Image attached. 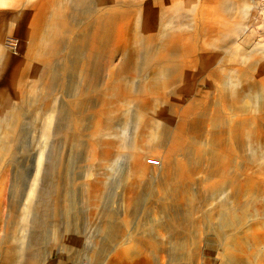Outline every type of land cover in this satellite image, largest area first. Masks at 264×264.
Returning a JSON list of instances; mask_svg holds the SVG:
<instances>
[{
  "label": "rangeland",
  "instance_id": "obj_1",
  "mask_svg": "<svg viewBox=\"0 0 264 264\" xmlns=\"http://www.w3.org/2000/svg\"><path fill=\"white\" fill-rule=\"evenodd\" d=\"M227 1L225 8L223 0H0V120H9L16 108L19 112L12 121L11 154L0 165V255L15 244L2 239L9 190L16 198L26 191L39 154H60L68 133L80 140L84 160L73 170L74 206L57 223L38 224L41 264L60 257L47 232L56 227L73 232L70 241L61 242L71 252L65 264H98L103 235L94 252L87 240L99 223L97 204L106 195L114 197L110 207L119 216L120 237L100 264H264V0ZM60 2L69 8L61 21L53 14ZM158 28L165 32L162 46L151 39L159 37ZM90 32L104 34L97 40L105 44L96 48L99 69L91 70L93 95L101 104L73 111L71 88L80 79L70 73L67 51ZM147 35L150 42L144 41ZM57 64L66 86L49 95L45 106L54 96L63 100L87 128L81 132L61 124L45 138L39 130L44 116L37 117L26 103L35 95L30 92L35 71ZM168 64L178 77L162 75ZM20 79L23 98L14 89ZM129 108L137 115L130 148L122 141ZM3 131L0 122V135ZM115 160L127 175L108 190ZM224 160L226 170L219 173ZM176 179L188 185L189 195L202 196L168 204L165 191ZM46 187L36 183L34 188L45 193ZM220 203L245 209L242 220L224 232L212 225V210ZM47 206L39 218L50 211ZM184 233L185 248L172 255V242ZM249 234L253 238L244 243Z\"/></svg>",
  "mask_w": 264,
  "mask_h": 264
},
{
  "label": "bare ground",
  "instance_id": "obj_2",
  "mask_svg": "<svg viewBox=\"0 0 264 264\" xmlns=\"http://www.w3.org/2000/svg\"><path fill=\"white\" fill-rule=\"evenodd\" d=\"M84 1L85 0H76L77 3H83ZM223 6L225 8L229 6L227 0H223ZM66 7L68 8V6L63 5L62 2L54 6L53 14H55V16L59 21L63 20V18L66 17V11H67ZM158 29H159L158 32L159 37L151 38L150 35L149 36L147 35L143 37L144 41L150 42V38H151L152 40H156L159 46H162V44L165 43V39H164L165 32L163 33L161 32L160 28ZM48 38L50 39L51 36H49ZM100 38L103 39L104 34L91 33L90 35L87 36H81L79 37V39L77 38V40L74 43L70 44L69 49L67 51V56L71 57V61H72L71 62L72 68L70 69V73L76 74V76H78L80 79L71 88L72 97L69 99V106L72 108L71 110L73 111H77V109L79 108L80 109L85 108L86 110V108L88 107L93 108L98 103L101 104V100L98 99V96L93 95V93L96 92L97 89H95L93 86L94 80L91 76L92 69L94 70L97 68L99 69V66L97 65L98 66L97 67L95 63V60H97V58L98 59L100 58V55L98 54L96 48L100 46L103 47L105 45L104 43L99 44L97 42V40L98 39L100 40ZM147 49L149 50V46H147L145 50ZM150 56L152 58V54L148 55L147 58L149 59ZM108 57L111 58V53H108ZM59 66L60 64L51 67L52 70L41 69L39 71L37 70L35 71V74L33 76L36 78V84H34L30 90V92L35 93V95L33 94L31 99L32 101L29 102L27 101L26 103V106L30 109V111L35 110V114L37 117L39 115L44 116L43 120L41 119L42 121L39 125V130L41 132V136L45 138L50 137L55 133H57L58 130H60L61 128L60 127L61 124L63 126L65 125L68 126V128L70 126L73 127L75 126V129L81 132L85 131L87 128L86 122H82L80 118L74 119L73 116L70 115L72 112H70V110H68V108L65 107V105L62 103L63 100L62 101L60 100L61 101L60 102L54 96L51 105L45 106L46 98L49 95H53L57 91L61 90L66 83L65 81L63 82L62 80L63 77L60 74L61 72ZM26 71H28V69H26ZM160 71L164 77L179 76L177 68H175V66H173L172 64L163 66L162 70ZM165 83H166L165 80L159 82V88H161V90L164 89V86L166 85ZM22 84H23V80L20 79L19 83L14 88L15 94L19 98L25 97L24 95L26 90L23 88ZM178 88L180 89V87ZM97 94H99V92H97ZM133 102L135 103V101ZM17 110L18 108H16V111H11L9 113V115L6 117L9 118V120L7 119L0 120L1 123L3 122V124H5V131H3L2 132L3 134L0 135V165L4 164L5 157L11 154V149H12L11 140L15 128L12 121H14L19 116V112H17ZM122 113H124V111ZM124 117L128 121H130V124H128L125 128L122 141L126 143L124 144L125 147L130 148L134 138V130H135L134 126L133 128H131V123L137 120V115L134 113V111L131 108H129L124 113ZM179 136L180 134L179 135L175 134L173 138L180 139ZM63 138H64L63 141L64 143L62 144L63 151H60L61 152L60 154L51 155V153L48 154V152L44 153V155L42 153L39 154L38 159L35 161L36 172L34 174L33 182L26 191L21 192L20 195L16 198L15 195L13 194L14 192L12 191V189L9 190L8 192L9 196L6 203V209L8 210V213L3 217L4 234L2 236V239L11 240L15 244H13L12 246L5 247L3 254L0 255V264H41L42 252L39 248V242H38L39 241L38 224L45 225L46 221L48 223L55 224L58 222L59 218L62 215H67V212L70 210V208L74 206L76 193L72 191V189L75 186L74 185L75 178L73 177V170L78 167L79 162H82L84 160V155L80 153V147H81L80 140L73 141V139H71V136L68 133L63 135ZM209 140L221 142L220 139L216 136H209ZM222 163H223L222 168L220 166V168L218 169L219 173H223L226 170L227 165L225 164V160ZM122 169L123 167L121 166V163L118 161H116L115 164L111 166L112 173L108 176L109 181H107L106 183V189L108 190L109 188L114 189L118 181L121 178L126 177L127 174L125 175ZM47 171L53 172L52 176L45 175ZM36 183L41 184V186L42 184H46L47 185L46 192L39 193L37 189L35 191L34 187ZM168 187H169L168 190L165 191V195H166L165 198L168 200V204L169 203L172 204L173 202L179 200H185V199H188V201H190L199 198L203 194V193L202 194L198 193V194H194L193 196L189 195L188 192H186V189H188V185H186L184 182L182 183L181 181H177V179L176 182H174ZM211 188L214 190L216 188L215 184L214 187ZM212 193L213 192H210V194ZM130 197L131 196H129V198ZM113 198H114L113 195L112 196L106 195L104 198H102L101 202L97 204V209L99 210L97 221L99 223L97 225H94V227L91 230V234L89 235V238L87 240V244L91 246L92 252H94L98 244V240L103 235L102 236L103 242L101 245H99L98 252L96 253L95 256L96 262H98V264L101 263L104 254L108 252L110 244L117 243L119 241L118 238L120 237V235L118 234V230L120 228L118 225V223H120L119 216L116 210L111 209L110 207ZM47 202L50 203V207L48 208V210L50 211L47 212L46 216H44L43 218H39L38 212L47 209L48 207ZM246 206L248 207V204H246ZM227 207H232V208H227ZM212 211L216 215L215 216L216 221L214 220L215 222H213L212 224L213 228L216 231H221V232L228 230L229 227H231L234 223L240 222L245 213V209L236 211V209H234L233 206L231 205L224 206L222 203L215 205ZM81 216L82 217L78 218V221L81 224L80 231L81 230L83 231L85 220H84V216L83 215ZM44 219L46 221H44ZM47 232L51 240V248L53 249L57 248L58 253L60 254L59 259L56 261L57 263L53 261L51 264H65L66 261L65 256L69 257L71 252L69 248L60 247V246L62 241L65 242V241H70L72 239V235L68 236V234H71L73 232L68 231V234H66V231L61 230L58 227H56V229L51 232L48 229ZM251 237L252 236L250 234L246 235L243 240L244 243L246 239L251 240L253 238ZM85 240L86 239H84V237L80 238L79 239L80 244H83ZM185 245H186V236L184 233L180 236L179 239H175L172 242L171 247L173 249V252L171 254L175 255L177 250L181 251L182 249L185 248ZM261 258L262 260H264V253H262ZM45 264H50V263L46 262ZM228 264H230V260Z\"/></svg>",
  "mask_w": 264,
  "mask_h": 264
}]
</instances>
